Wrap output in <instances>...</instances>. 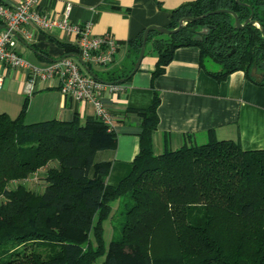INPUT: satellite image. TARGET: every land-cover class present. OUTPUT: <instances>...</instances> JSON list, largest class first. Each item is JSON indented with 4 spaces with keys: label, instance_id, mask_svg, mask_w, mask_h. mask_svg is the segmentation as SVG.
Segmentation results:
<instances>
[{
    "label": "trees",
    "instance_id": "obj_1",
    "mask_svg": "<svg viewBox=\"0 0 264 264\" xmlns=\"http://www.w3.org/2000/svg\"><path fill=\"white\" fill-rule=\"evenodd\" d=\"M216 9L234 11L241 22L253 9L254 23L237 28L233 15L220 11L173 33L151 29L144 54L157 55L153 77L187 45L199 47L201 66L205 58L217 65L207 70L217 80L239 69L249 78L254 68L264 70V0H189L170 10L164 26ZM143 31L121 42L118 66L114 59L97 67L100 74L87 63L98 79L130 78ZM56 42L66 54L79 53L73 43ZM159 101L154 92L149 106L126 109L139 121V150L116 185L106 181L111 161L99 159L100 151L116 148L115 127L76 111L27 122L26 101L14 117L0 109V243L45 246L22 254L5 248L11 256L0 264H94L100 256V264H264V148L243 149L211 132L206 142L155 154ZM42 169V192L22 182ZM12 180L18 183L9 187ZM114 200L115 235L105 247L102 222Z\"/></svg>",
    "mask_w": 264,
    "mask_h": 264
},
{
    "label": "crops",
    "instance_id": "obj_2",
    "mask_svg": "<svg viewBox=\"0 0 264 264\" xmlns=\"http://www.w3.org/2000/svg\"><path fill=\"white\" fill-rule=\"evenodd\" d=\"M186 1L189 0H39V8L59 14L65 3L71 2V21H90L93 35L110 33L122 42L136 37L149 25H165L170 10ZM26 29L32 37L24 38L16 31L19 35L16 47L29 61L42 65L67 56L56 40L73 43V35L59 29H37L30 24ZM123 53L122 47L115 55L114 66L121 63ZM156 61V53L148 49L137 70L121 82L122 89L104 97L117 130L116 148L99 152V159L111 161L108 184L116 185L130 172L139 150V121L126 109L149 106L154 92L160 98L158 124L153 132L155 154L185 143L206 142L211 132L217 139L237 140L243 149L264 148L263 71L252 70L249 78L239 69L217 80L207 72L217 69V65L208 60L210 64L204 61L201 66L200 49L196 45L177 47L164 71L153 77ZM0 75L3 77L0 109L12 117L19 113L25 101V119L29 122L64 119L75 111L82 118L94 114L90 103L63 96L56 79L38 80L34 90L27 93L25 69L0 62Z\"/></svg>",
    "mask_w": 264,
    "mask_h": 264
},
{
    "label": "built area",
    "instance_id": "obj_3",
    "mask_svg": "<svg viewBox=\"0 0 264 264\" xmlns=\"http://www.w3.org/2000/svg\"><path fill=\"white\" fill-rule=\"evenodd\" d=\"M71 8L72 3L66 2L63 10L56 14L40 9L39 0H18L15 4H7L0 0V21L4 25L0 28V62L26 70L27 93L34 90L38 80L56 79L63 96L90 103L94 115L112 129L115 123L104 97L122 89L121 82H104L92 76L76 58L71 56H64L41 65L29 61L17 50V39L11 29L20 31L24 38L30 39L32 34L26 29V25L30 24L37 29H59L73 35V44L77 45L86 63L96 66L112 63L121 42L110 33L93 35L90 21H71L69 18ZM2 82L3 77L0 75V87Z\"/></svg>",
    "mask_w": 264,
    "mask_h": 264
},
{
    "label": "rangeland",
    "instance_id": "obj_4",
    "mask_svg": "<svg viewBox=\"0 0 264 264\" xmlns=\"http://www.w3.org/2000/svg\"><path fill=\"white\" fill-rule=\"evenodd\" d=\"M149 47L151 48V46H149ZM119 56L120 55H118V57ZM204 61L207 64L211 63L210 61H208L207 58H205ZM93 68L95 70H97L98 72H100V69H98L96 65H93ZM100 74H102V73L100 72ZM25 120L27 122H29L28 119H25ZM44 173H45V171L43 169L39 170L37 173L33 174L31 177H29L28 179H26L22 182H24L30 188H33L36 191L42 192L44 190L45 186L47 185V181H45V179H44ZM17 183H18V181L12 180L9 183V187H14ZM3 199H4L3 197H0V201H2ZM118 202H119L118 200H114L113 202H111L110 216L107 217L106 219H104L102 222L103 239H104L105 247H107L110 239L115 235V232L113 229V224H114V222H113L114 221V217H113L114 215L113 214H114V212L118 206ZM90 239H91L90 241L92 242V244L95 245V240H94V237L92 235L90 236ZM10 247L15 248L16 251L20 254L26 253V252H31L32 250L33 251H42V252H44V250H45V246H43V245H35V244H31V243L14 244L13 240L9 239L7 241H4L3 243H0V261H4L11 256L10 252H8V251L4 252L5 248H10ZM103 258H104L103 256H100L94 264H100L102 262Z\"/></svg>",
    "mask_w": 264,
    "mask_h": 264
},
{
    "label": "water",
    "instance_id": "obj_5",
    "mask_svg": "<svg viewBox=\"0 0 264 264\" xmlns=\"http://www.w3.org/2000/svg\"><path fill=\"white\" fill-rule=\"evenodd\" d=\"M237 1L239 2V0H237ZM220 11H226V12L231 13V14L233 15V17H234V25H235V27H237V28L243 27V26H245L247 23H251V24L254 23V21H253V19H252L253 9H251V13H250L249 17L246 18L244 22H241V21H240V18L238 17V15H237L234 11H232V10H230V9H216V10L210 11V12H208V13H205V14L199 15V16H194V17H193V16H184V17H182V18L179 20V22H178V26L175 27V28H168V27H166V26H164V25H149V26L146 27V28L144 29V31H143L142 44H141V47H140V51H139L138 57H137V59H136V61H135V64H134V66H133V69H132L130 75H131L134 71H136L137 68L139 67V64H140V62H141V59H142V57H143V55H144V52H145V45H146L147 36H148V33H149V31H150L151 29H157V30H159V31H161V32H164V33H173V32L178 31V30H179V29H180V28H181V27H182L187 21H190V20H197V19H200V18L206 16V15L209 14V13L220 12ZM3 27H4V25H3V24H0V28H3ZM206 27H208V26H206ZM11 32H12L16 37L19 38L18 33H17L14 29H11ZM202 32H204V31H202ZM263 40H264V34H263ZM67 56H74V57L78 60V62L82 65V67H83V68H84L89 74H91L92 76H94V77L97 78V76L95 75V73L93 72V70L90 68V66H89V65L84 61V59L81 57L80 53H78V52H77V53H69V54H67ZM124 80H125V78H121V79L118 80V82H123Z\"/></svg>",
    "mask_w": 264,
    "mask_h": 264
},
{
    "label": "flooded vegetation",
    "instance_id": "obj_6",
    "mask_svg": "<svg viewBox=\"0 0 264 264\" xmlns=\"http://www.w3.org/2000/svg\"><path fill=\"white\" fill-rule=\"evenodd\" d=\"M202 31H206L207 30V27L206 26H204L202 29H201ZM253 70H257V71H259V72H262V73H264V70H259V69H256V68H254Z\"/></svg>",
    "mask_w": 264,
    "mask_h": 264
}]
</instances>
